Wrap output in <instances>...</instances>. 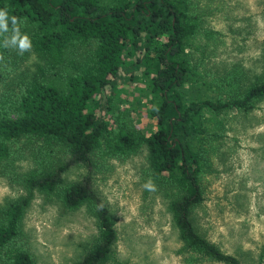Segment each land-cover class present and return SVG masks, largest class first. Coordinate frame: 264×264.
I'll use <instances>...</instances> for the list:
<instances>
[{
    "label": "trees",
    "instance_id": "obj_1",
    "mask_svg": "<svg viewBox=\"0 0 264 264\" xmlns=\"http://www.w3.org/2000/svg\"><path fill=\"white\" fill-rule=\"evenodd\" d=\"M203 3L0 0L8 14L0 63L11 68L18 60L10 52L11 46L18 49L11 45L12 17L30 41L27 52L38 58L26 76H14L16 89L0 95V165L22 155L32 162L19 174L23 192L0 206L2 263L35 264L20 225L40 193L55 197L66 211L84 207L95 221L94 240L72 264H108L117 233L94 186L96 172L144 150L146 179L166 199L185 261L239 264L195 228L192 212L204 200L201 178L216 172L211 151L223 155V116L252 110L264 98V75L211 74L209 81L223 93L192 92L198 75L192 54L207 57V42L200 40L211 34L203 25ZM71 168L80 173L66 181ZM258 259L264 261V245Z\"/></svg>",
    "mask_w": 264,
    "mask_h": 264
},
{
    "label": "rangeland",
    "instance_id": "obj_2",
    "mask_svg": "<svg viewBox=\"0 0 264 264\" xmlns=\"http://www.w3.org/2000/svg\"><path fill=\"white\" fill-rule=\"evenodd\" d=\"M204 8L203 25L212 35H201L200 41L207 42V57L192 54V67L198 74L192 92L223 93L209 81L211 74L216 79L233 72L245 79V70L249 77L264 75V0H205ZM10 48L18 60L9 68L1 59L0 95L16 89L14 76H26L38 60L30 51L21 55L19 48ZM140 70L137 65L134 73ZM223 118V155L217 150L210 153L211 168L216 172L214 178L211 174L201 178L204 200L192 212L193 223L239 264H264L258 262L264 245V98L249 112L232 110ZM137 125H146L144 117L140 116ZM144 155L141 150L96 172L94 186L113 214L117 233L114 257L108 264H192L185 261L187 253L171 224L166 199L159 189L146 187ZM30 158L22 155L0 165V206L23 192L19 174L31 166ZM79 173L71 168L66 181ZM20 229L35 264H72L97 233L95 221L84 207L66 211L55 197L40 193H34ZM0 264L4 263L0 260ZM194 264L219 263L201 260Z\"/></svg>",
    "mask_w": 264,
    "mask_h": 264
},
{
    "label": "clouds",
    "instance_id": "obj_3",
    "mask_svg": "<svg viewBox=\"0 0 264 264\" xmlns=\"http://www.w3.org/2000/svg\"><path fill=\"white\" fill-rule=\"evenodd\" d=\"M12 25H13V35L11 37V45L16 46L18 45L19 52L22 55L24 51L30 50V41L28 40L27 36H21L19 33L17 25L16 17H12ZM8 14L6 10H0V32H7L8 31ZM151 185H146V187H150Z\"/></svg>",
    "mask_w": 264,
    "mask_h": 264
}]
</instances>
